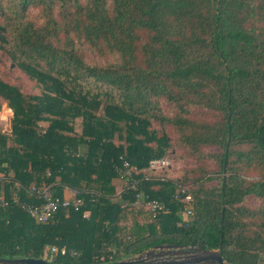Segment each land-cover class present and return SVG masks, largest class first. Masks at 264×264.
<instances>
[{"label":"trees","instance_id":"obj_1","mask_svg":"<svg viewBox=\"0 0 264 264\" xmlns=\"http://www.w3.org/2000/svg\"><path fill=\"white\" fill-rule=\"evenodd\" d=\"M4 57L40 90L0 77V110H11L0 193L39 204L47 188L82 203L47 222L0 206V258L55 246V264H108L164 243L264 264V0H0ZM175 148L197 167L148 169ZM123 160L146 170L135 188ZM182 189L189 202L174 197Z\"/></svg>","mask_w":264,"mask_h":264},{"label":"built area","instance_id":"obj_2","mask_svg":"<svg viewBox=\"0 0 264 264\" xmlns=\"http://www.w3.org/2000/svg\"><path fill=\"white\" fill-rule=\"evenodd\" d=\"M123 174L122 177L128 178L126 181V189H132L135 188L139 182L137 178H135V175L138 174L140 171L145 172L146 170H138L134 165L130 164L129 161L123 160ZM170 161L168 158H156L152 159L149 162L148 169L151 171L161 170L163 168L169 167ZM37 195L41 197L42 203L39 204H21L17 198V194H13L12 201L5 198L3 194L0 193V206L2 207H8L11 203L21 204V206L26 210V212L30 215V217L34 218L36 221L39 222H47L50 217L54 214V212L59 207H68L70 205L74 206L75 209H78L79 205L82 203L80 199H76L74 202H71L69 199H60L59 197L52 196L51 193L48 191L47 188H42L37 191ZM181 194L184 195L181 197V195L175 194V198H183L184 202L190 201V194L185 190H181ZM137 199L135 200V204L137 205H145L152 211L153 213L160 212L165 210V206L162 202L158 200H140V195H136ZM189 213V211H188ZM85 217L89 215V211H84L83 214ZM59 252L58 248L55 246H48L44 250L42 254V258H44L47 261H50L53 259L55 255H57ZM65 250L62 249L61 253H64Z\"/></svg>","mask_w":264,"mask_h":264},{"label":"water","instance_id":"obj_3","mask_svg":"<svg viewBox=\"0 0 264 264\" xmlns=\"http://www.w3.org/2000/svg\"><path fill=\"white\" fill-rule=\"evenodd\" d=\"M0 264H55L44 258H0ZM108 264H231L221 248H206L182 244H156L132 257Z\"/></svg>","mask_w":264,"mask_h":264},{"label":"rangeland","instance_id":"obj_4","mask_svg":"<svg viewBox=\"0 0 264 264\" xmlns=\"http://www.w3.org/2000/svg\"><path fill=\"white\" fill-rule=\"evenodd\" d=\"M88 55V59L90 61L94 60V56L91 53V50L89 49V46L85 45L84 46ZM0 77L6 78L8 80H11L12 82L17 83L21 89L24 92H31V93H38L40 90L39 87H37L33 82H31L27 76L22 73L13 63L11 62V59L4 57L2 60H0ZM7 111V112H6ZM11 114L10 108H5V104L2 106L0 110V128L3 130H8L9 129V116ZM45 124V123H43ZM76 128H79V120H76L75 122ZM156 128H160L158 124L153 125ZM165 132H168L171 136L173 135V128L166 125L164 126ZM208 152H213L216 151V148H206L205 149ZM170 161L169 167H166V169H163V172H160V170H156L154 172L159 171L160 174H165L167 175L168 178H177L179 176H186L188 173L191 172L194 168L197 167L198 162L195 158L188 157L186 154L183 152V149L175 148L174 155L168 158ZM206 166L208 168H213V161L206 159L204 161ZM203 163V164H204ZM158 172V173H159ZM213 176L211 173L208 176ZM203 182L206 185L213 184L215 182V179L213 180H203ZM124 184V181L122 182L121 185ZM247 204H253L255 203V200L252 196H248L246 199ZM132 257V256H131ZM126 259V258H125Z\"/></svg>","mask_w":264,"mask_h":264},{"label":"crops","instance_id":"obj_5","mask_svg":"<svg viewBox=\"0 0 264 264\" xmlns=\"http://www.w3.org/2000/svg\"><path fill=\"white\" fill-rule=\"evenodd\" d=\"M6 106V105H5ZM68 199V198H67Z\"/></svg>","mask_w":264,"mask_h":264}]
</instances>
